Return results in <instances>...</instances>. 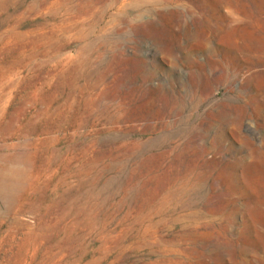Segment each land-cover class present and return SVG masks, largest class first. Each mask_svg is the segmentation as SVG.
<instances>
[{"label":"rangeland","instance_id":"obj_1","mask_svg":"<svg viewBox=\"0 0 264 264\" xmlns=\"http://www.w3.org/2000/svg\"><path fill=\"white\" fill-rule=\"evenodd\" d=\"M0 66V264H264V0H0Z\"/></svg>","mask_w":264,"mask_h":264},{"label":"bare ground","instance_id":"obj_2","mask_svg":"<svg viewBox=\"0 0 264 264\" xmlns=\"http://www.w3.org/2000/svg\"><path fill=\"white\" fill-rule=\"evenodd\" d=\"M1 67V66H0ZM4 71V70H3Z\"/></svg>","mask_w":264,"mask_h":264}]
</instances>
